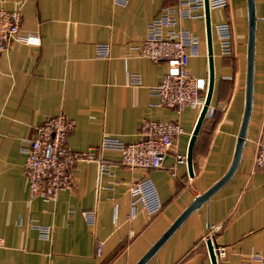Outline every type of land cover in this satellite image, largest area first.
Returning a JSON list of instances; mask_svg holds the SVG:
<instances>
[{
  "label": "crops",
  "instance_id": "0c3cea01",
  "mask_svg": "<svg viewBox=\"0 0 264 264\" xmlns=\"http://www.w3.org/2000/svg\"><path fill=\"white\" fill-rule=\"evenodd\" d=\"M176 4L0 0V8L19 10L20 33L40 37L38 45L12 40L0 51V264H133L193 196L226 171L243 109L245 0H227L208 10L210 26L227 22L231 52H219L211 29V111L193 140L191 173L175 156L185 155L198 109L157 105L153 89L164 63L140 56L133 47L159 9ZM253 5L250 110L236 165L141 264H210L202 235L218 222L211 236L224 254L217 264L257 262L252 254L264 248V172L253 163L256 143L264 138V0H253ZM179 26L196 37L187 71L206 80L203 15L182 18ZM97 42L108 44L106 57L95 55ZM127 73H136L138 82L125 83ZM58 113L72 121L65 138L72 150L95 147L102 134L135 141L143 119L171 121L181 131L158 167L128 169L119 163L117 151L97 150L109 162L107 172H99L95 161H76L69 187L54 198L30 196L23 149L36 126ZM142 176L153 181L160 200L151 213L139 201L130 205L127 185ZM81 210L93 211L92 222ZM44 224L48 236L40 233Z\"/></svg>",
  "mask_w": 264,
  "mask_h": 264
},
{
  "label": "built area",
  "instance_id": "2783aa9c",
  "mask_svg": "<svg viewBox=\"0 0 264 264\" xmlns=\"http://www.w3.org/2000/svg\"><path fill=\"white\" fill-rule=\"evenodd\" d=\"M117 4H124L126 0H112ZM227 0H206L208 10L222 7ZM200 11L197 13V11ZM203 0H177L175 6L161 7L145 26V34L138 44L140 56L151 61L161 60L165 70L159 83L154 87L156 104L172 107L176 111L185 106H192L199 110L206 88V80L202 77L191 76L186 68L187 58L195 53L196 37L179 26V21L185 17L203 15ZM21 15L18 9L6 10L0 8V51L5 50L12 40L26 44L38 45L40 37L37 34H22L19 32ZM213 30L219 52H231V38L227 22H218L210 26ZM94 53L97 57L108 55V44L97 42L94 44ZM138 82L136 73H127L125 83ZM209 104L205 115L210 113ZM72 126L71 119L58 113L46 118L36 126L34 136L28 140V145L23 149L25 160L23 170L27 179L29 195L54 198L57 193L70 186L72 181L71 166L76 161H95L99 172H107L109 162L102 160L96 153L97 150L112 149L119 153V163L128 168H153L161 164L165 152L173 145V136L181 131L174 122H164L157 119H143L138 127L139 138L131 142H123L117 137L102 134L95 147L83 150H72L66 146V133ZM176 162H184L185 155L176 154ZM253 163L264 172V138L256 143L253 154ZM130 194V205L139 201L142 208L154 212L160 205L158 193L153 181L148 176L132 180L127 185ZM87 222H92V210H81ZM220 223L213 224L202 235L209 238L215 259L224 254V247L215 243L212 233ZM40 233L48 236V225H39ZM3 238L0 236V247ZM99 247V244H98ZM257 262L244 264H264V248L261 252L253 253Z\"/></svg>",
  "mask_w": 264,
  "mask_h": 264
},
{
  "label": "water",
  "instance_id": "95a60500",
  "mask_svg": "<svg viewBox=\"0 0 264 264\" xmlns=\"http://www.w3.org/2000/svg\"><path fill=\"white\" fill-rule=\"evenodd\" d=\"M246 8V44H245V71H244V90H243V109L240 118L238 131L235 138L234 149L231 157V161L224 173H222L216 180H214L209 186H207L201 192L195 194L191 201L181 210V212L170 222V224L162 231V233L148 246V248L141 254V256L133 264H141V262L151 254L155 247L162 241V239L169 233V231L176 225V223L193 207L198 205L203 199H205L210 192H212L234 169L239 157L244 132L246 128V122L250 110L251 99V80H252V54H253V36H254V5L253 0H245ZM203 22L204 33L206 42V54H207V79L206 88L204 92L203 102L198 110V114L191 133L189 135L186 151H185V163L188 173H191V149L195 134L198 130L201 120L204 117L205 110L209 104L211 88H212V60H211V32L210 23L208 18V7L206 0H203ZM205 245L207 248V254L210 264H217L215 256L213 254L212 245L209 238L205 239Z\"/></svg>",
  "mask_w": 264,
  "mask_h": 264
}]
</instances>
